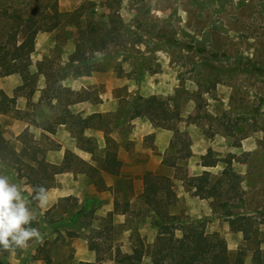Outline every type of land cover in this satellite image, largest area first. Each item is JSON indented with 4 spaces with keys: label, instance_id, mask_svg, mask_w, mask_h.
<instances>
[{
    "label": "rangeland",
    "instance_id": "374dc122",
    "mask_svg": "<svg viewBox=\"0 0 264 264\" xmlns=\"http://www.w3.org/2000/svg\"><path fill=\"white\" fill-rule=\"evenodd\" d=\"M74 1L78 2L77 8L61 13V21L73 22L77 26L79 40L82 33L83 37L90 38L94 35L93 30H98L99 34L108 32L110 46L105 52L95 55V69L100 73L104 72L105 67L106 70L112 69L114 84L117 78L129 79L125 86L114 85L112 91L113 96L120 99L117 112L112 118L107 117L105 122L110 124L111 121L113 130H118L117 137L112 132L113 146L131 149L128 140L132 131L131 121L147 119L146 116L131 118L132 107L141 98L152 95L161 98L165 108L179 113L173 115L172 121L165 123L177 135L175 155L179 165L174 170L161 168L159 171L173 176L172 181H175L171 183H175L178 192L191 190L187 178L189 176L191 179L192 173L186 167L190 160L198 161V156L192 157L191 145H212L213 158L232 159L231 156H234L231 166L239 178L238 192L224 193L222 199L230 196L243 198L244 203H239L236 198L234 201L229 199V202L234 203L231 210L235 216H249L247 221L239 220L247 230V239H244L242 231L230 226L228 219L221 214L222 209L211 199H206L203 205L189 201L191 213V210L187 209L186 213L184 209L186 201L177 200L176 204L174 202V215L182 221L198 223L200 229L210 237L223 238L228 249L224 262L233 263L238 256L242 257L243 264H264V0ZM0 2L10 7V0ZM2 28L6 30L5 22ZM50 63L46 74L53 83L51 92L74 98L66 89L57 87L59 79L64 77V71L57 62ZM33 82L31 79L28 84ZM98 91L103 92V87L96 88V96ZM9 102L1 97L0 108L12 105ZM124 109L127 111L123 116ZM102 122V118L98 119L97 125L102 127ZM0 131H4L2 126ZM26 138L27 147L34 146L35 150L32 137L26 134ZM201 140L203 142L198 143ZM19 142L21 145L22 140ZM39 143L46 148L52 145L45 138H40ZM11 145L15 148L17 143L12 140ZM39 150L36 153L38 157L42 155ZM29 152L21 157L22 163L6 152L0 154V174L7 175L20 186L25 185V180L29 182L31 170L28 166L32 149ZM68 158L73 160L74 157ZM140 160L139 157L135 161ZM70 167L77 169V166ZM198 170L196 168L193 172ZM50 171L48 169L45 174L40 172L39 177L42 174L43 177L51 176V179ZM180 180H183L181 186ZM117 187L122 193L128 192L124 182L117 183ZM27 188H31L30 183ZM25 196L30 200L31 196ZM97 205L98 201L93 200L90 207L96 208ZM30 206L36 216L32 226L38 228L44 238L42 247L33 240L26 248L0 250V264H9L7 258L11 255L42 257V264H72V239L79 237V241L86 240L87 233L80 230L83 227L81 224L92 221L93 217L78 219L79 216L73 221L65 208L73 209L76 206L69 200L43 217L35 202H31ZM139 206V203L133 206V211L136 212ZM143 224L139 216L130 217L125 224L130 228L128 235L120 232V225L112 230L109 223L104 224L103 239L98 242H102V253L108 259L101 264H152L150 259L154 246L150 244L145 248L144 259L139 261V242L144 234L140 232V226ZM57 228L59 232L55 231ZM175 235L181 237L182 232L176 231ZM51 239L61 240L63 245H49L47 240ZM109 244L117 245L108 247ZM131 248L132 262H116L117 259L124 260L121 253ZM168 260L165 264L169 263Z\"/></svg>",
    "mask_w": 264,
    "mask_h": 264
},
{
    "label": "crops",
    "instance_id": "0c3cea01",
    "mask_svg": "<svg viewBox=\"0 0 264 264\" xmlns=\"http://www.w3.org/2000/svg\"><path fill=\"white\" fill-rule=\"evenodd\" d=\"M77 5L78 2L75 3L74 0L68 2L58 0V11L60 13L70 12L77 8ZM78 35L77 26L66 20H62L51 31H38L35 35V47L30 54V64L27 69L31 75L30 80L33 79L34 82L28 84L29 80L26 83V80L24 81L18 73L0 77V98L3 97L12 104L6 108H0V127L2 126L4 129L3 132H0L17 153L23 147L22 142L20 145L19 136L25 133L32 137L38 147L35 146V149L38 151L40 148L42 151V155L37 156V160H29L30 166L28 167H34L35 173L42 172L45 174V172L35 169V167L42 165L46 166V171L52 167L58 168L56 173L50 171L51 179H49L51 176L43 177L42 174L41 177L38 175V178H35L36 182L39 181L48 190L49 206L42 217L46 213L58 209L65 200H69L76 206L73 209L65 208L73 221L79 216L78 219L93 217L92 221L89 220V222L81 224L83 227L80 230H85L87 233L85 235L86 240L79 241V237L72 239V246L74 247L72 264L82 262L101 264L107 261L108 258H105L102 253L103 244L98 242L102 238L103 231H105L104 224L109 223L112 230L115 229V226L120 225V232L128 235L130 228L125 224L132 216H139L144 222L140 226V232L144 233L139 242L141 248L139 261H141L145 257L147 245L150 244L151 247L155 245L157 235V230L150 219L152 213H148L143 197L144 177L146 173L150 172L156 176L170 178L171 183L173 176L159 170L165 168L170 171L179 165L176 162L173 167H169L163 163L164 158L171 157L168 155V147L175 137V132L169 127L156 126L148 118L146 120L133 119L131 121L132 131L128 137L131 149L115 147L119 163L116 173L105 171L103 166L106 162V149H108L106 138H109L111 143L113 133L116 134V137L118 135V130H113L111 121L110 124L105 123L107 117L112 118L114 116L119 105L120 99L113 96L112 91L114 85L115 87L125 86L129 79L117 78V82L114 84L112 69L109 68L107 71L105 67L103 73L95 69V55H99L100 52L103 53L102 51L86 50L77 57L76 48L80 42ZM54 61L64 71V77L59 79L56 84L57 87L66 89L74 98H69L67 95H55L51 92L53 83L50 81V76L46 74V68L51 64L50 62ZM29 85L32 86L27 88ZM98 87H103V92L98 91L96 96L94 91ZM96 114L103 116L102 127L97 125L98 117ZM86 119L88 121L86 125L75 124L77 120ZM40 138L47 139L52 145L46 148L42 143H39ZM12 140L17 143L15 148L11 145ZM200 142L203 140L198 143ZM28 148L27 150H29ZM190 149L192 157L198 156L197 162L190 160L186 167L192 173H190L191 179L189 176L187 178L192 189H183L178 192L175 189V183H171L170 193L159 194L165 210L173 215L176 214L174 205L177 200L186 201L184 207L186 213L187 209L191 210L190 213L192 212V208L188 205L189 201L203 205L205 201L210 200L211 198H203L195 194V179L204 171L213 176H219L225 168L224 158L218 156L214 158L217 162L213 166L203 165L202 157L208 151L213 153L212 145L206 144L205 146L204 144L200 147L191 145ZM71 156L74 157L73 160L68 158ZM139 157L141 160L135 161ZM233 159L234 157L231 160ZM22 161L19 162L22 163ZM70 166H77V169H71ZM196 168L199 169L198 172H193ZM233 173L235 172L233 171ZM32 178L28 175L29 182L25 180V185H21L24 194L29 196H31L34 186L30 181ZM182 181L180 180L179 186L182 185ZM119 182H124L128 186L127 193H122L119 190L117 187ZM28 183L31 184V188H27ZM93 200L98 201L96 208L90 207ZM138 203L140 206L134 212L133 206ZM30 208L32 209V206ZM50 225L52 226V223ZM50 225L49 227H51ZM80 230L77 229L76 231ZM55 231L59 232L60 230L57 228ZM76 233L79 234V232ZM74 236L82 235L75 234ZM47 242L54 246L63 245L62 241L59 242L57 239L47 240ZM116 245L109 244L108 247H116ZM228 247H230L229 244ZM132 252V248L129 251L120 252L124 256V260L115 259L116 262H132ZM22 257L11 255L8 256L7 261L9 264H42L43 261L42 257H28V255L24 256L25 258ZM113 257L115 258L116 254ZM152 260L153 256L150 259L151 263Z\"/></svg>",
    "mask_w": 264,
    "mask_h": 264
},
{
    "label": "trees",
    "instance_id": "16d2710c",
    "mask_svg": "<svg viewBox=\"0 0 264 264\" xmlns=\"http://www.w3.org/2000/svg\"><path fill=\"white\" fill-rule=\"evenodd\" d=\"M10 7L5 6L0 2V77L13 73L20 74L24 81L30 80L31 75L28 73V65L30 64V54L35 47V35L38 31H51L61 22V13L58 11V0H10ZM7 24L6 30L2 28V23ZM78 24V23H77ZM80 28V26L78 25ZM94 35L90 38L81 36V40L77 46V57L84 51H106L111 43V37L108 32L99 34L98 30H93ZM81 33V28H80ZM20 36L21 39H20ZM215 56V54H214ZM134 107L131 118L146 116L156 126L169 127L166 122L173 120V115H178V112L172 113L170 108H165V103L161 98L155 95L147 98H141ZM128 108V107H127ZM127 109H124V116ZM95 117V116H93ZM98 119L102 118V114H96ZM91 119V118H90ZM82 121V122H81ZM88 123L86 120H77L75 124ZM24 136V138H23ZM23 147L20 152H16L10 147L8 142L2 137L0 132V154L6 152L15 157L19 162L21 157L29 154V148L32 149L30 156L31 160H37V150H33L34 146L27 147L28 139L26 134H21ZM177 135L170 142L168 147V155L170 158H164L163 163L166 166L173 167L176 163V146L175 141ZM107 148L106 159L103 169L109 173H116L118 160L115 147L110 143L109 138H106ZM27 148L29 150H27ZM189 155V153L187 154ZM234 156H231L233 158ZM225 168L219 176H213L209 172L204 171L195 179V194L203 198H211L216 205L222 209V215L225 216L230 226L237 231H242L244 239H247V230L241 221H247L249 216L237 214L235 216L231 206L234 203L229 202V199L238 200L239 203H244L242 197H229L222 199L224 193L230 191L238 192V176L233 173L230 165L231 159L224 158ZM216 159L212 157L211 151L202 157L204 166H213L216 164ZM44 164V163H43ZM43 172H46V166L38 167ZM53 173H56L58 168H51ZM32 172V185H41L36 182L39 172H34V167H30ZM31 176V173H30ZM49 177V176H48ZM170 178L165 176H156L150 172L144 177V192L143 197L147 205L148 213L152 225L157 230L156 242L154 245L152 264H243L242 257H238L233 263L224 262V258L228 255L226 241L219 237H210L200 229V225L194 221H182L177 216L168 213L165 210L163 200L159 194L170 193ZM224 197V196H223ZM176 231H181V237L175 235ZM138 250H136L137 252ZM80 264H96L82 262Z\"/></svg>",
    "mask_w": 264,
    "mask_h": 264
},
{
    "label": "clouds",
    "instance_id": "9594fccd",
    "mask_svg": "<svg viewBox=\"0 0 264 264\" xmlns=\"http://www.w3.org/2000/svg\"><path fill=\"white\" fill-rule=\"evenodd\" d=\"M35 202L41 214L49 206L48 190L43 185L33 186L30 200L22 187L7 175L0 174V250L26 248L30 241L43 244V236L32 224L36 220L30 203Z\"/></svg>",
    "mask_w": 264,
    "mask_h": 264
}]
</instances>
